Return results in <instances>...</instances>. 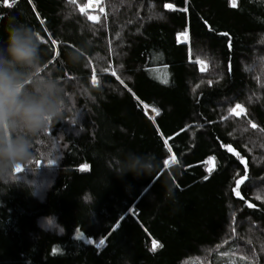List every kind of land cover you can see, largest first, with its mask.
I'll use <instances>...</instances> for the list:
<instances>
[{
  "label": "trees",
  "instance_id": "trees-1",
  "mask_svg": "<svg viewBox=\"0 0 264 264\" xmlns=\"http://www.w3.org/2000/svg\"><path fill=\"white\" fill-rule=\"evenodd\" d=\"M88 2L0 0V41L13 21L38 31L68 97L0 180V264H264V0ZM129 152L156 179L117 175Z\"/></svg>",
  "mask_w": 264,
  "mask_h": 264
},
{
  "label": "clouds",
  "instance_id": "clouds-1",
  "mask_svg": "<svg viewBox=\"0 0 264 264\" xmlns=\"http://www.w3.org/2000/svg\"><path fill=\"white\" fill-rule=\"evenodd\" d=\"M41 36L27 24L13 21L6 41H0V180L14 175L18 166L33 159L34 140L46 134L67 109L65 87L43 71ZM82 53H68V62L78 64ZM158 163L152 154L129 152L114 171L123 177L153 175ZM164 196L175 199L177 185L164 182Z\"/></svg>",
  "mask_w": 264,
  "mask_h": 264
},
{
  "label": "snow or ice",
  "instance_id": "snow-or-ice-1",
  "mask_svg": "<svg viewBox=\"0 0 264 264\" xmlns=\"http://www.w3.org/2000/svg\"><path fill=\"white\" fill-rule=\"evenodd\" d=\"M6 2H7V0H6ZM9 6H11L10 3H9ZM236 6H237V4H236V0H232V7H236ZM166 7L170 8V9L173 8V6L170 5V4H169V5H166ZM80 11H81V12H84V8H81ZM100 11L103 12L104 9L101 8ZM184 11H187V9H184ZM87 18H88L89 20H92V21H98V20H99V17L88 16ZM41 23H43V21H41ZM184 35H185V38H187V34L185 33ZM223 35H227V33H224ZM41 40H42L44 43H48V41H47V40H44L43 37H41ZM51 43H52L53 45H56V44H57V41H56V40H51ZM229 47H231V44H230V43H229ZM198 62H199V63H204L203 61H198ZM112 75L116 76V72H115V70L112 71ZM117 79H120L119 76H117ZM92 82H93V84H98V80H97V78H96L95 75H93ZM162 82H163V83H168L167 79H164ZM121 83H123L122 80H121ZM209 83H211V81H209ZM145 107H147V106H145ZM153 111L156 113V115H159V112H158L156 109H153ZM242 113H246V110H245L244 107H243L242 105H240V104H236L234 108L230 109V114H235L236 116H240ZM153 119H154V118H153ZM251 127H252V128H256L257 125L253 123V124H251ZM164 143L167 145V144H168V141L165 140ZM229 151H232V149L229 148ZM169 152H171V148H169ZM236 155L239 157V153H236ZM171 162H172V163H176V162H177V161H176V157H175L174 154H173V156L171 157ZM242 162H244L245 165H246V161H243V160H242ZM166 163H167V161H166ZM86 167H87V166H85V169H86ZM85 169H82V170H85ZM16 170L19 172V171L21 170V169H20V166H18ZM210 175H211V170H209V176H210ZM207 178H208V177H205V179H207ZM245 180H247V177H246V176H245L244 178H242V179H240V180L237 181V185H236V195H237V196H240L239 188H240V185L243 184V183L245 182ZM257 199H264V197H259V196H258ZM249 207H252V205L250 204ZM119 227H120V225L117 224V225H116V228H119ZM104 243H105V240H104V239H101V240L99 241V244H100V245H103ZM162 247H163L162 244H160V243L157 242L156 240H153V241H152L151 251L155 252V251H157L158 248H162ZM55 252H56V250L54 249V250H53V253L55 254Z\"/></svg>",
  "mask_w": 264,
  "mask_h": 264
},
{
  "label": "rangeland",
  "instance_id": "rangeland-1",
  "mask_svg": "<svg viewBox=\"0 0 264 264\" xmlns=\"http://www.w3.org/2000/svg\"><path fill=\"white\" fill-rule=\"evenodd\" d=\"M98 4H99V0H89V2H88L89 8L92 10H98V8H99ZM180 40L186 41L185 35L180 36ZM202 66L204 67V64H202Z\"/></svg>",
  "mask_w": 264,
  "mask_h": 264
}]
</instances>
